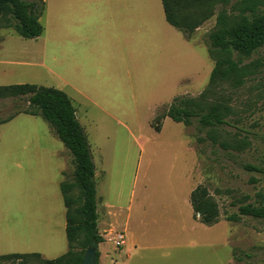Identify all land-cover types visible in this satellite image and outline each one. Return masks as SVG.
<instances>
[{
	"label": "rangeland",
	"instance_id": "obj_1",
	"mask_svg": "<svg viewBox=\"0 0 264 264\" xmlns=\"http://www.w3.org/2000/svg\"><path fill=\"white\" fill-rule=\"evenodd\" d=\"M27 1L41 3V0ZM207 1L210 18L188 38L215 65L222 54L209 50L208 35L218 28L219 14L232 19L244 3L243 0ZM200 9L196 3L188 8L192 20L199 17ZM259 11L264 12V0H260ZM10 17L8 10L0 14V85L28 82L44 85L46 79L36 77L44 75L46 69L37 63L44 60L43 37L49 30L45 28L41 38H24L13 28L4 27V21ZM232 57L238 59L235 53ZM242 64L248 73L241 85L218 81L210 86L204 98L200 93L208 84L194 95L201 104L221 101L228 123L209 130L193 118L191 125H185L184 134L197 152L196 186L206 185L217 202L220 220L228 222L220 227L230 229L229 245L216 232L207 234L206 225L192 221V212L193 219H198L194 217L190 196H185L187 163L183 137L178 133L183 124L163 119L162 131H156L151 121L162 111V106L148 121L144 118L124 123L107 120L99 123L95 136L90 134L97 167V204H101L100 230L107 223L104 202L118 206L125 217L131 207L130 225L123 228V219L117 227L125 231L126 247L132 240V246L136 245L137 249L115 255L117 264H264V219L238 214L240 204H264V174L243 167L245 163L264 166V45ZM27 100V96L0 98V237L5 239L26 234L46 214L50 215L51 205L47 201L54 196V186L49 182L46 159L52 157L59 163L54 156L58 149L65 165L63 179L73 184L75 181L73 155L46 120L20 113L5 121L15 112L31 108ZM37 148L38 152H32ZM32 153L40 162L37 167L30 162ZM73 187L70 195L76 199L72 205L75 208L81 203V191L76 185ZM231 215L239 218L229 220ZM153 237L160 241L156 247L149 243ZM0 244L10 247L14 242L3 239ZM115 245L108 239L104 247L110 250ZM67 249L65 238L63 251ZM74 250H83L81 242L76 243ZM63 251L49 252L44 257H58ZM18 263L21 261L0 260V264ZM23 264H39V260L30 257Z\"/></svg>",
	"mask_w": 264,
	"mask_h": 264
},
{
	"label": "crops",
	"instance_id": "obj_2",
	"mask_svg": "<svg viewBox=\"0 0 264 264\" xmlns=\"http://www.w3.org/2000/svg\"><path fill=\"white\" fill-rule=\"evenodd\" d=\"M44 1V11L39 20L49 33L43 37L44 60L37 64L42 65L46 73L36 78H45V86L63 90L70 97L88 139L91 133L96 135L100 122L114 120L124 123L137 121L139 118L148 121L156 114L159 106L170 103L175 96H194L210 81L213 60L195 41L187 38L167 21L162 0ZM42 34L34 38H41ZM168 118L170 117H166L164 122ZM177 123L183 124L178 133L183 137L182 145L187 163L184 173L188 183L185 192L187 198L196 187L197 152L184 136L185 124ZM162 129L163 126L161 131ZM33 151L38 152V148ZM59 151L58 149L54 153L59 163L52 157L46 159L49 182L54 186V196L48 197L47 201L51 205L50 215L46 214L36 228L25 232L26 234L19 233V236H12V239L0 237V242L3 239L14 242L10 247L0 244V253L38 252L44 257L49 252L64 250L65 238L67 239V207L61 182L65 180L62 174L65 165ZM33 154L30 162L35 166L37 163L39 165L36 154ZM102 206L107 210V223L100 230L101 204H97L98 229L104 237V241L97 246L100 252L99 262L117 264L115 255L137 249L136 245L132 246V240L129 247H126L125 231L118 230L121 227H117L123 219V228L128 223L130 225L128 219L131 218V207L125 217L113 203L104 202ZM192 221L195 224L202 223L193 219V212ZM226 222L219 220L213 225L202 224L208 227L204 229L207 234L216 232L221 236L220 240L229 245L230 229L220 227ZM117 231H122L125 236L121 246L115 245ZM157 231L159 229H155ZM108 239L115 245L110 250L104 247ZM149 243L156 247L155 244L160 241L153 237ZM154 250L157 251L156 248ZM66 252L63 251V254Z\"/></svg>",
	"mask_w": 264,
	"mask_h": 264
},
{
	"label": "trees",
	"instance_id": "obj_3",
	"mask_svg": "<svg viewBox=\"0 0 264 264\" xmlns=\"http://www.w3.org/2000/svg\"><path fill=\"white\" fill-rule=\"evenodd\" d=\"M162 3L167 21L187 38L211 16L207 0H162ZM194 3L201 8L196 20H192L191 12L188 11ZM243 3L239 13L232 19H226L223 14H219L218 28L208 35L209 50L219 51L222 56L216 59L209 87L200 93L201 98H204L210 91V86L218 81H228L234 86L241 85L248 73L242 61L264 45V12L259 11L260 0H243ZM44 6V0H41L39 5L27 0H0V14L8 10L12 16L7 18L3 25L13 28L25 38L38 37L44 32L39 20ZM233 53L238 55L237 60L232 57ZM23 96L28 97L31 108L17 111L5 121L12 120L20 113L41 116L73 155L74 184L66 180L61 182V191L67 207L66 235L69 249L55 258H45L38 252H31L0 254V260H20L21 263L18 264H23L28 262V258L35 257L39 264H81L90 244L98 246L104 241L98 229L96 165L87 133L77 118L70 97L63 90L34 83L0 85V98ZM222 108L221 101L201 104L194 96H175L170 103L162 106V111L153 118L151 126L159 132L166 117L183 122L186 126L193 123V118H197L203 127L216 129L228 123L224 119ZM243 167L248 171L264 174L263 165L245 163ZM73 185L81 191V203L75 208L72 205L76 199L70 195ZM190 201L194 217L200 222L213 225L220 220L217 202L210 195L206 185L198 184L191 192ZM238 214L264 219V204H240ZM238 218L236 215L229 216V220ZM78 242L83 246L81 252L74 250ZM99 255L97 249L96 264H100Z\"/></svg>",
	"mask_w": 264,
	"mask_h": 264
},
{
	"label": "water",
	"instance_id": "obj_4",
	"mask_svg": "<svg viewBox=\"0 0 264 264\" xmlns=\"http://www.w3.org/2000/svg\"><path fill=\"white\" fill-rule=\"evenodd\" d=\"M96 251L97 246L94 243H91L84 253L81 264H96Z\"/></svg>",
	"mask_w": 264,
	"mask_h": 264
},
{
	"label": "built area",
	"instance_id": "obj_5",
	"mask_svg": "<svg viewBox=\"0 0 264 264\" xmlns=\"http://www.w3.org/2000/svg\"><path fill=\"white\" fill-rule=\"evenodd\" d=\"M124 239H125L124 233L123 232H118L117 235H116V238H115L116 245L117 246L123 245Z\"/></svg>",
	"mask_w": 264,
	"mask_h": 264
}]
</instances>
